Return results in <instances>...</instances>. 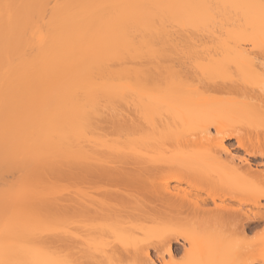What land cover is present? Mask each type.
I'll return each mask as SVG.
<instances>
[{
    "label": "bare ground",
    "instance_id": "1",
    "mask_svg": "<svg viewBox=\"0 0 264 264\" xmlns=\"http://www.w3.org/2000/svg\"><path fill=\"white\" fill-rule=\"evenodd\" d=\"M246 44L264 0H0V264H264Z\"/></svg>",
    "mask_w": 264,
    "mask_h": 264
},
{
    "label": "rangeland",
    "instance_id": "2",
    "mask_svg": "<svg viewBox=\"0 0 264 264\" xmlns=\"http://www.w3.org/2000/svg\"><path fill=\"white\" fill-rule=\"evenodd\" d=\"M246 46L249 47V46H251V44H246ZM248 47H247V48H248ZM251 47H252V46H251ZM251 47L248 48V49H249V50L252 49L253 51H254V50H257V51H254V52L257 53V55L260 54L259 59H258V62H259L258 65H259V67L257 66V67H258L257 69H258V70L261 69L262 71H264V66L262 65V64H264V57H263V56H264V55H263L264 52L260 51V50H259V49H260L259 47H258L257 49H256L255 47H252V48H251ZM261 49H262V48H261ZM263 49H264V48H263ZM263 49H262V50H263ZM252 50H251V51H252ZM261 55H263V56H261ZM259 71H260V70H259ZM262 71H260V72H262ZM240 152H241V151H240ZM240 152H238L239 155H240V154H243V152H241V153H240ZM260 232H261V231H260ZM260 232H259V233H260ZM254 234H255V233H250L248 236L251 237V236H254ZM259 236H260V235H259ZM54 243H55V242H54ZM56 244L59 245L58 243L53 244V245H54V246L52 245L53 250H55V245H56ZM60 244H62L63 246H62V245H59L60 247L58 246V247L60 248V250L62 251V253H60L61 251L58 250L59 254H60V255H61V254L66 255V252H65L64 250L67 249V248L65 247V249L63 248V249H64V250H63L62 247H64V244L61 243V242H60ZM57 245H56V246H57ZM56 249H57V247H56ZM55 251H56V250H55ZM55 251H54V252H55ZM66 251H68V250H66ZM56 253H57V251H56ZM67 253H68V252H67Z\"/></svg>",
    "mask_w": 264,
    "mask_h": 264
}]
</instances>
